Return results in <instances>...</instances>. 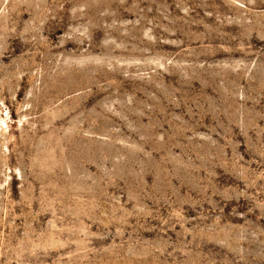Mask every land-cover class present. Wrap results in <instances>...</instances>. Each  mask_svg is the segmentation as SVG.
Instances as JSON below:
<instances>
[{"label": "rangeland", "instance_id": "obj_1", "mask_svg": "<svg viewBox=\"0 0 264 264\" xmlns=\"http://www.w3.org/2000/svg\"><path fill=\"white\" fill-rule=\"evenodd\" d=\"M0 264H264V0H0Z\"/></svg>", "mask_w": 264, "mask_h": 264}]
</instances>
